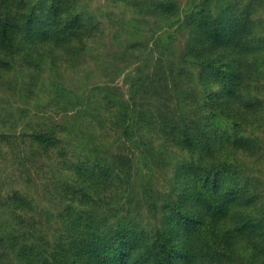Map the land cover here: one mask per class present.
<instances>
[{
  "label": "trees",
  "instance_id": "1",
  "mask_svg": "<svg viewBox=\"0 0 264 264\" xmlns=\"http://www.w3.org/2000/svg\"><path fill=\"white\" fill-rule=\"evenodd\" d=\"M92 1L0 0V264H264V0Z\"/></svg>",
  "mask_w": 264,
  "mask_h": 264
},
{
  "label": "rangeland",
  "instance_id": "2",
  "mask_svg": "<svg viewBox=\"0 0 264 264\" xmlns=\"http://www.w3.org/2000/svg\"><path fill=\"white\" fill-rule=\"evenodd\" d=\"M92 7H94L95 12L98 13L104 22V28L105 32L102 35L104 37V40L100 43V45L103 47V45H107L110 42H107L112 38L111 36L115 31L120 29V18L118 16V9L115 6H112L110 3V0H93ZM97 7V8H96ZM99 7V8H98ZM99 9V10H97ZM106 40V42H105ZM71 72V73H70ZM104 71L102 70L101 66L97 65V62L91 58V56L88 57V62L85 64V68L79 72V74H73L72 71H67V73L64 71L62 78L64 79V84L67 86L68 90L70 91L68 95L77 97L78 93L83 91L85 89V86H88L94 82H97L101 79H104ZM45 78L44 81L46 85L49 87L50 82H52V79L55 77L53 72L47 71L45 72ZM55 79H58L57 76ZM123 77L120 76L116 78L117 84L121 85L123 89L125 90L127 88V84H124L122 81ZM106 80V79H104ZM3 88L0 90V102L6 103L5 101L10 100L13 104L20 103L19 101V86L20 83H18L16 80H12L10 83H4ZM46 89V86H45ZM28 110V118L32 117L34 114L37 113L38 107L37 104L34 102H31ZM51 109L48 110L46 113V117L49 116L50 118H53V120H65V114L64 111L59 106L50 107ZM9 109V108H8ZM10 110V109H9ZM16 116L18 114H15ZM15 116V118H16ZM41 116V115H40ZM48 118V117H47ZM18 122H21V120L17 119ZM21 125L19 126V128ZM6 151L4 153H0V179H2L5 182L11 181L14 184H18L19 186H22V183H27V175L21 174L20 170H18L16 167H19V163H13L9 158L10 156L6 154ZM36 163V162H35ZM38 163H36L37 165ZM29 173H35L31 169L27 168L26 164L24 165ZM24 169V167H22ZM33 168V167H32ZM34 169V168H33ZM165 169V168H164ZM164 169L162 167L154 169L157 172L158 178L160 177V181H163V174ZM32 187L36 189H42L43 185H41V182H36L32 185Z\"/></svg>",
  "mask_w": 264,
  "mask_h": 264
}]
</instances>
